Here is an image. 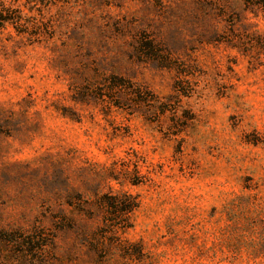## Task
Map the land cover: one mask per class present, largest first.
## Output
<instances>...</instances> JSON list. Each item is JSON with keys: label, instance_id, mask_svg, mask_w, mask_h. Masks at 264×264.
<instances>
[{"label": "rangeland", "instance_id": "1", "mask_svg": "<svg viewBox=\"0 0 264 264\" xmlns=\"http://www.w3.org/2000/svg\"><path fill=\"white\" fill-rule=\"evenodd\" d=\"M1 1L0 264H264V7Z\"/></svg>", "mask_w": 264, "mask_h": 264}, {"label": "trees", "instance_id": "2", "mask_svg": "<svg viewBox=\"0 0 264 264\" xmlns=\"http://www.w3.org/2000/svg\"><path fill=\"white\" fill-rule=\"evenodd\" d=\"M38 5H44L48 0H31ZM2 10L0 11V23L3 25H10L15 29L16 36L19 37L20 41L28 42L29 44L41 43L51 40L53 38V33L56 31V26L54 24H49L42 27V24L31 23L25 25L21 17L16 16L11 10V6L5 7L4 2H0ZM247 3L253 7H264V0H247ZM32 12V11H31ZM5 15V17H3Z\"/></svg>", "mask_w": 264, "mask_h": 264}]
</instances>
